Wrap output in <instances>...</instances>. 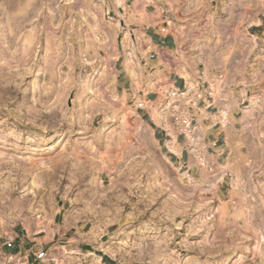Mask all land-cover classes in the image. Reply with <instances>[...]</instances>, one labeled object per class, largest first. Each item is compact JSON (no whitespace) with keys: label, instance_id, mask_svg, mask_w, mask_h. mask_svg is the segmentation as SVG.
<instances>
[{"label":"rangeland","instance_id":"obj_1","mask_svg":"<svg viewBox=\"0 0 264 264\" xmlns=\"http://www.w3.org/2000/svg\"><path fill=\"white\" fill-rule=\"evenodd\" d=\"M149 26L168 54L150 58ZM137 64L162 77L134 94ZM2 219L0 264H23L1 248L17 230L52 239L31 264H264V0H0Z\"/></svg>","mask_w":264,"mask_h":264},{"label":"crops","instance_id":"obj_2","mask_svg":"<svg viewBox=\"0 0 264 264\" xmlns=\"http://www.w3.org/2000/svg\"><path fill=\"white\" fill-rule=\"evenodd\" d=\"M157 19H158L157 15H148L146 17L145 21L147 23L152 24ZM151 29H152V26L147 27L145 35H144V37L149 38V39H146L148 41V50H146V51L148 53H150V58H152L153 53H157V55H158V52H157L158 50H161V51H163V53L168 54L169 53L168 51L174 45V41L172 40V38L168 34H161L156 29H153V30H151ZM140 67H141V69L139 68L140 70H138L139 76H140L138 83L140 85L138 83L133 82L134 86H133V89L131 90V93H134V94H135V92H138V93L140 92V90L136 91L137 90L136 84H138L137 87H139L145 83L146 84L145 85L146 90H149V89L152 90L153 89V83H152L153 78L162 77L161 69H160V72H158L159 70H157L155 72L147 73L144 69V65L143 66L141 65ZM141 73H142V75H141ZM128 75L130 76L129 73H128ZM119 78H121V77L118 76V79ZM149 81H150V83H148ZM165 81H167V80H165ZM119 82H120V80H119ZM123 82H124L123 90H124V93L126 94V92L128 93V89H129L127 87L128 86V80L125 79V80H123ZM170 84H173V87H174L173 89H177L178 91L181 90V86H182L181 84H177V82H174V83L172 82ZM208 95L209 94H207V97H208ZM145 100H146L145 102H142L145 104H141V102H140V105H139V108H137V111L139 109H142V111L144 112V115L148 116L150 122H152L160 131H162V134L166 133L169 136L168 140H172V138H173L172 133L174 132L175 137H176V144H178V142H177L178 141V135H177V130L175 129V125L173 123H171L170 121H168V119L165 118L164 113H162L161 108H160V111H161L162 116L159 119L153 116V114L151 113L152 108L150 109V106L148 107L146 105V103L148 104V102L149 103L152 102L148 96V93L145 96ZM159 120H160V123L158 122ZM163 120H165V121H163ZM166 123H167V125H166ZM198 123H200V125L202 127L205 125V121L203 119H200L198 121ZM211 125L212 124L209 123V126H211ZM166 128H168V129H166ZM169 131H170V133H169ZM211 131L212 132H210L207 135L210 139L214 140L213 145H216L219 142L220 137H219L218 133L215 132L216 130H211ZM212 135H213V137H212ZM172 152L175 155H179L177 152H174V151H172ZM56 217L57 216L54 217V221L56 220ZM59 235H61V234H59L57 232L54 233V237L59 236ZM51 240L52 239L48 236L34 237L33 235H30L29 233L25 234L24 232L17 230V231H14V233L12 234L11 237H7L4 240H2L1 248L6 250L8 252L7 254L12 256V259H18L23 264H31L32 262L38 261L39 259L44 260V258L46 256H48L50 248H47V246L50 244Z\"/></svg>","mask_w":264,"mask_h":264},{"label":"bare ground","instance_id":"obj_3","mask_svg":"<svg viewBox=\"0 0 264 264\" xmlns=\"http://www.w3.org/2000/svg\"><path fill=\"white\" fill-rule=\"evenodd\" d=\"M95 24H96V22L94 21V20H91V25H90V27L88 28V30H89V32H90V35H91V37H92V39H93V41H95L96 43H98V44H102V45H105V44H107V42L105 41L106 40V38L105 37H102V38H98L97 37V33H96V30L94 29V27H95ZM131 38V34H130V32L129 31H127L126 32V35H125V43H126V45L130 42V39ZM102 42H104V44L102 43ZM106 42V43H105ZM150 48V47H149ZM147 50V49H146ZM114 56H116V55H114ZM113 56V57H114ZM127 65H129V63L127 62ZM136 65V64H135ZM135 65H134V67H135ZM137 65H139V64H137ZM142 65V64H141ZM137 68H140L141 69V67H140V65L139 66H136ZM128 68H130L129 66H128ZM140 69H138V70H140ZM132 70V69H131ZM137 70V69H136ZM135 70V71H136ZM133 71V70H132ZM134 71V72H135ZM158 72H160V70L158 71ZM179 72H180V74H182V75H185L186 77L188 76V75H186V73H185V71L183 70V69H180L179 70ZM138 74H139V72H137ZM161 73H162V71H161ZM138 74H134V75H136V79H135V81L137 80V75ZM133 75V76H134ZM141 75H142V73H141ZM188 81L190 82V79H188ZM136 83H138V80H137V82ZM148 83H150V81L148 82ZM192 83V82H191ZM139 84V83H138ZM138 84H136V86L138 85ZM166 84V83H165ZM140 85V84H139ZM149 86V85H148ZM147 86V87H148ZM171 87L170 86H165L164 88H163V90H162V94H163V96H164V94L166 95L167 93H168V90L170 89ZM219 93V91H217L216 92V94H218ZM146 94H147V92H146ZM221 104H223L224 106H223V109H222V111H223V115L224 116H226L225 118L227 119V124H226V127H227V129L228 130H231V129H233V126H232V124L230 123V119L228 118L229 117V109H230V107H231V104L227 101H222L221 102ZM146 105L149 107L150 106V109L152 108V114H153V116L154 117H156V118H160L161 116H162V114H161V111H160V108H159V106H157L156 105V103L155 104H152V103H149L148 102V104L146 103ZM150 113V114H151ZM155 118V119H156ZM157 120V119H156ZM154 121V120H153ZM162 121V120H161ZM163 121H165V120H163ZM159 123H160V120L158 121ZM157 123V122H156ZM162 124V123H161ZM158 125V124H157ZM166 125H167V123H166ZM169 126V125H168ZM170 127V126H169ZM168 127V128H169ZM225 127V128H226ZM168 128H166V129H168ZM170 132V131H169ZM172 135H173V138H172V140H170L169 141V147H170V149L172 150V151H177V152H180V145H178V144H176V137H175V133L173 132L172 133ZM188 142H191V143H195L194 142V139L192 138V137H190V138H188ZM233 166H229V168H232ZM232 170H234V169H232ZM188 176V175H187ZM240 182V181H239ZM239 182H237V181H234L233 182V184H232V186H233V189L231 190V200L234 202V206H236L238 209L239 208H241L243 205H245L244 204V201H245V198H244V196H243V194L245 193L244 191V193H242V190L244 189V187H245V185H241V184H239ZM246 202V201H245ZM232 204V203H231ZM52 223V222H51ZM0 225H1V227H5V225H6V220H0ZM44 225V224H43ZM48 226H49V224H48ZM47 226V227H48ZM51 226V225H50ZM46 226H45V228L43 227V228H37L38 229V232H48L49 230L51 231V229H49L48 230V228H47ZM94 229V228H93ZM48 230V231H47ZM91 232V231H90ZM51 233V232H50ZM256 233V232H255ZM52 234V233H51ZM80 235V234H79ZM81 236V235H80ZM79 236V237H80ZM257 240H259L260 238H261V234L259 233V234H257ZM260 244H262L263 245V242H261L260 240L258 241V246H257V248L258 247H260ZM261 245V246H262ZM65 251V250H64ZM70 252V251H69ZM71 254V253H70ZM88 254V253H87ZM89 255H91V256H93V257H96V254L95 253H93L92 251L91 252H89Z\"/></svg>","mask_w":264,"mask_h":264},{"label":"built area","instance_id":"obj_4","mask_svg":"<svg viewBox=\"0 0 264 264\" xmlns=\"http://www.w3.org/2000/svg\"><path fill=\"white\" fill-rule=\"evenodd\" d=\"M209 95H212L211 93H209ZM176 120L178 121V122H180L181 123V125L186 129V130H189V129H192V127H193V121L192 120H188V119H186V118H182V119H179V118H177L176 117ZM190 131V130H189Z\"/></svg>","mask_w":264,"mask_h":264},{"label":"trees","instance_id":"obj_5","mask_svg":"<svg viewBox=\"0 0 264 264\" xmlns=\"http://www.w3.org/2000/svg\"><path fill=\"white\" fill-rule=\"evenodd\" d=\"M105 259H107V258H105ZM107 262H106V264H114V262H111V261H108V260H106Z\"/></svg>","mask_w":264,"mask_h":264}]
</instances>
